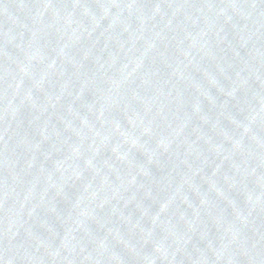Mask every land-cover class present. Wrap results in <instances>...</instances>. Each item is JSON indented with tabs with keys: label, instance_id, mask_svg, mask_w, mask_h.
<instances>
[{
	"label": "water",
	"instance_id": "water-1",
	"mask_svg": "<svg viewBox=\"0 0 264 264\" xmlns=\"http://www.w3.org/2000/svg\"><path fill=\"white\" fill-rule=\"evenodd\" d=\"M0 264H264V0H0Z\"/></svg>",
	"mask_w": 264,
	"mask_h": 264
}]
</instances>
